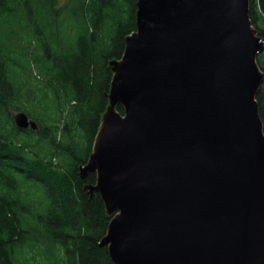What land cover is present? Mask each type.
Segmentation results:
<instances>
[{
	"label": "water",
	"instance_id": "95a60500",
	"mask_svg": "<svg viewBox=\"0 0 264 264\" xmlns=\"http://www.w3.org/2000/svg\"><path fill=\"white\" fill-rule=\"evenodd\" d=\"M136 7V30L110 62L111 102L80 168L95 172L88 190L111 215L99 245L114 264H264L255 98L264 38L249 31V0ZM12 118L37 129L22 111Z\"/></svg>",
	"mask_w": 264,
	"mask_h": 264
},
{
	"label": "trees",
	"instance_id": "16d2710c",
	"mask_svg": "<svg viewBox=\"0 0 264 264\" xmlns=\"http://www.w3.org/2000/svg\"><path fill=\"white\" fill-rule=\"evenodd\" d=\"M136 2L0 0V264H114L99 245L111 215L80 168ZM249 18L264 37V0H249ZM255 98L264 134V78ZM13 111L37 129L17 127Z\"/></svg>",
	"mask_w": 264,
	"mask_h": 264
},
{
	"label": "rangeland",
	"instance_id": "374dc122",
	"mask_svg": "<svg viewBox=\"0 0 264 264\" xmlns=\"http://www.w3.org/2000/svg\"><path fill=\"white\" fill-rule=\"evenodd\" d=\"M61 1H63V0H61ZM259 24H261L262 28L264 29V19L263 18L260 19ZM249 31L255 36L262 37V36L259 35L257 29L254 28L252 25L250 26ZM257 64L259 66L260 73L264 75V47H263V49L261 50V52L257 56ZM108 98H109V94H108ZM110 102L111 101L109 99L108 105L110 104Z\"/></svg>",
	"mask_w": 264,
	"mask_h": 264
},
{
	"label": "bare ground",
	"instance_id": "6f19581e",
	"mask_svg": "<svg viewBox=\"0 0 264 264\" xmlns=\"http://www.w3.org/2000/svg\"><path fill=\"white\" fill-rule=\"evenodd\" d=\"M110 114H108L107 116H109ZM96 148H98V143H96L95 145ZM95 154H96V151H95Z\"/></svg>",
	"mask_w": 264,
	"mask_h": 264
}]
</instances>
